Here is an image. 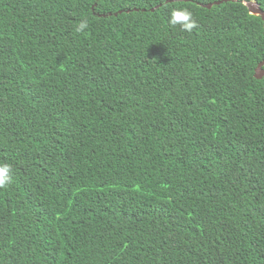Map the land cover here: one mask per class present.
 <instances>
[{"label": "trees", "instance_id": "obj_1", "mask_svg": "<svg viewBox=\"0 0 264 264\" xmlns=\"http://www.w3.org/2000/svg\"><path fill=\"white\" fill-rule=\"evenodd\" d=\"M243 1L0 0V264H264V20Z\"/></svg>", "mask_w": 264, "mask_h": 264}, {"label": "clouds", "instance_id": "obj_2", "mask_svg": "<svg viewBox=\"0 0 264 264\" xmlns=\"http://www.w3.org/2000/svg\"><path fill=\"white\" fill-rule=\"evenodd\" d=\"M168 22L171 26H180L182 31L191 33L194 28L198 27L193 13L186 8H173L170 10ZM88 27L87 20L82 19L75 27L76 32H83ZM12 165L6 162H0V188H4L11 183Z\"/></svg>", "mask_w": 264, "mask_h": 264}, {"label": "water", "instance_id": "obj_3", "mask_svg": "<svg viewBox=\"0 0 264 264\" xmlns=\"http://www.w3.org/2000/svg\"><path fill=\"white\" fill-rule=\"evenodd\" d=\"M173 0H168V2H171ZM221 2H216L215 4H220ZM243 3L248 7L249 12L254 15L262 16L264 20V10L261 8L260 4L257 2V0H251V3H249V0H244ZM205 7L211 8L214 4L209 3V4H203ZM264 61L261 62L257 68L256 71V77L257 78H262L264 76Z\"/></svg>", "mask_w": 264, "mask_h": 264}, {"label": "snow or ice", "instance_id": "obj_4", "mask_svg": "<svg viewBox=\"0 0 264 264\" xmlns=\"http://www.w3.org/2000/svg\"><path fill=\"white\" fill-rule=\"evenodd\" d=\"M249 3H251V0H249ZM262 71H264V69H262Z\"/></svg>", "mask_w": 264, "mask_h": 264}]
</instances>
